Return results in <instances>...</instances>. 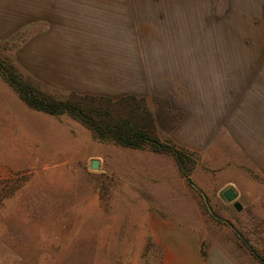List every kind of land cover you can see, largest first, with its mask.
Returning a JSON list of instances; mask_svg holds the SVG:
<instances>
[{
  "label": "rangeland",
  "instance_id": "rangeland-1",
  "mask_svg": "<svg viewBox=\"0 0 264 264\" xmlns=\"http://www.w3.org/2000/svg\"><path fill=\"white\" fill-rule=\"evenodd\" d=\"M138 3L188 11L191 20L176 24L178 36L185 33L192 40L193 53L201 54L200 63L220 66L219 75L213 73L203 79L192 76L187 66L189 73L181 72L176 86L217 85L231 96L238 86L244 94L242 86L251 85L250 90L264 103V0ZM26 33L19 30L10 38L0 39V68L4 66L7 73L17 74L22 81L20 73L51 96L78 102L77 97L83 95L50 89L19 67L15 52ZM121 99H112L109 105L115 104L116 111L133 122H145L149 135L164 144L173 143L182 154L188 176L172 155L154 151L160 155L161 172L142 173L145 168H137L136 161L143 163V159L126 155L128 149L136 148L94 137L67 113L53 115L30 107L0 72L2 261L159 264L162 249L147 231L148 215L155 211L167 222L196 230L204 250L214 245L234 264H264V176L240 165L236 180L231 156H225V152L233 153L230 144L214 148L212 163L176 144L171 132L183 112L173 110L166 97ZM83 102L88 106L108 104L96 99ZM139 150L151 151L148 147ZM93 159L100 162L97 170L90 167ZM123 161L134 165L123 166ZM227 188L236 192L233 201L223 196ZM234 202L240 203V211L233 207Z\"/></svg>",
  "mask_w": 264,
  "mask_h": 264
},
{
  "label": "crops",
  "instance_id": "crops-1",
  "mask_svg": "<svg viewBox=\"0 0 264 264\" xmlns=\"http://www.w3.org/2000/svg\"><path fill=\"white\" fill-rule=\"evenodd\" d=\"M138 2L0 0V39L27 30L15 59L26 75L50 89L110 99L166 97L173 110L183 112L171 132L176 144L200 153L208 163L215 147L230 144L233 153L225 156H231L236 180L240 165L264 176V103L252 86L243 85L244 94L238 86L231 96L217 85L176 86L183 71L188 74L191 68L192 76L203 79L219 75L220 66L200 63L192 40L185 33L178 36L176 24L191 20L188 11ZM128 151L127 156L143 159L135 162L145 168L142 173L161 172L159 154ZM122 165L132 168L134 162ZM147 221L149 236L162 249L159 264H234L217 246L202 249L192 228L167 222L155 211Z\"/></svg>",
  "mask_w": 264,
  "mask_h": 264
},
{
  "label": "trees",
  "instance_id": "trees-1",
  "mask_svg": "<svg viewBox=\"0 0 264 264\" xmlns=\"http://www.w3.org/2000/svg\"><path fill=\"white\" fill-rule=\"evenodd\" d=\"M4 69V66L0 68L1 74L30 107L53 115L67 113L88 128L98 139L108 140L123 147L136 149L148 147L157 153H168L175 158L180 170L184 172L182 154L175 149V145L171 142V144H164L149 135L148 125L145 122L141 123L138 120L133 122L122 113L117 112V109L114 108L115 104L109 105L112 103V99L83 95L77 97L80 99L78 102L71 103L68 99H58L41 91L28 78H23L20 73L18 75L22 81L16 78L17 74L7 73ZM95 99L104 100L108 104L107 106H88L83 102ZM122 100L120 98L118 101ZM184 175L188 176V173L184 172ZM190 183L192 184V182Z\"/></svg>",
  "mask_w": 264,
  "mask_h": 264
},
{
  "label": "water",
  "instance_id": "water-1",
  "mask_svg": "<svg viewBox=\"0 0 264 264\" xmlns=\"http://www.w3.org/2000/svg\"><path fill=\"white\" fill-rule=\"evenodd\" d=\"M100 162L97 159L91 160L90 167L94 170H97L99 168ZM223 196L228 201H233L236 198V192L232 188H227L223 192ZM233 207L236 209V211L241 210V205L239 202H234Z\"/></svg>",
  "mask_w": 264,
  "mask_h": 264
}]
</instances>
